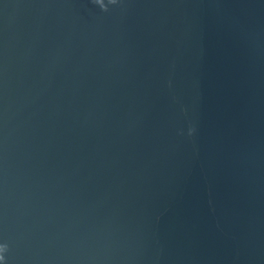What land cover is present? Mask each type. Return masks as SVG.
<instances>
[{
    "label": "water",
    "instance_id": "obj_1",
    "mask_svg": "<svg viewBox=\"0 0 264 264\" xmlns=\"http://www.w3.org/2000/svg\"><path fill=\"white\" fill-rule=\"evenodd\" d=\"M0 264H264V0H0Z\"/></svg>",
    "mask_w": 264,
    "mask_h": 264
}]
</instances>
